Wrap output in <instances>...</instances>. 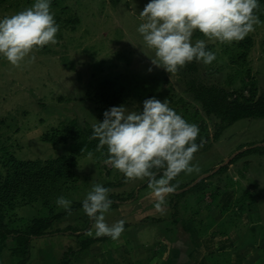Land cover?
I'll list each match as a JSON object with an SVG mask.
<instances>
[{"label": "rangeland", "instance_id": "374dc122", "mask_svg": "<svg viewBox=\"0 0 264 264\" xmlns=\"http://www.w3.org/2000/svg\"><path fill=\"white\" fill-rule=\"evenodd\" d=\"M149 2L51 0V11L59 25L58 42L35 50L31 54L35 56L34 62L29 57L19 68L0 56V173L3 175L11 169L13 161L29 163V167L35 166L37 170L48 164L54 172V177L44 179L41 186H20L17 178L1 188L0 209L7 214L5 222L23 228L36 215L60 212L64 209L56 203L59 197L83 201L95 183L103 186L109 183L105 186L110 189L109 194L123 198L132 191V198L119 202L118 207H111L105 214L109 225L121 219L125 221L124 228L139 221L150 226L157 222V217L151 215L142 219L140 211L130 214L124 205L131 199L136 201L146 190L140 189L146 178L126 182L122 173L105 163L103 155L80 148L72 152L68 146L72 137L67 138V144L53 143L47 138L68 135L71 129L64 127L69 124L79 129L102 122L98 116L111 107L95 104L86 93L95 92L103 80L109 79L115 88L121 86L124 99L120 105L129 110L142 112L143 102L155 97L161 102L166 100L177 114L198 125L196 143L199 145L201 140L204 143L191 163L198 165L199 171L181 172L175 183L185 185L211 174L200 189L189 191L178 201L180 214L186 219L195 213L203 218L198 229L202 230L204 225L214 234L221 228L222 234L228 236L226 244L236 248L225 260L212 259L210 263L239 264L241 257L248 256L253 261L248 263L264 264V154L247 150L264 145V118L239 120L224 129L218 138L213 137L216 119L208 116L187 94L181 80L184 72L171 74L151 64L154 50L147 47L137 31L143 22L139 14ZM258 2L256 15L261 23L239 42L221 44L208 40L199 31L193 33V44L205 40L206 50L214 52L216 59L208 65L190 62L195 67L187 73L189 79L219 85L232 93L231 97L238 93L247 96L251 85L256 94L264 91V0ZM32 3L34 0H0V18L24 10ZM244 43H248L245 48L241 45ZM239 152L242 154L235 156ZM73 153V163L56 166L60 157L66 160ZM222 165L227 166L213 172ZM57 174L62 185L55 180ZM79 222L74 215L64 217L51 228L52 234L32 237L31 256L25 264H56L70 247L77 252L70 254L68 264H95L96 253L105 257L98 264H135L133 258H138L139 251L125 241L127 229L117 240L108 237L96 248L89 246L79 251V235L89 237V229L82 231L83 224ZM8 241L9 246L14 245L12 239ZM256 245L257 252L252 248ZM203 260L204 264L208 262L207 258ZM15 263L8 251L0 255V264Z\"/></svg>", "mask_w": 264, "mask_h": 264}, {"label": "clouds", "instance_id": "9594fccd", "mask_svg": "<svg viewBox=\"0 0 264 264\" xmlns=\"http://www.w3.org/2000/svg\"><path fill=\"white\" fill-rule=\"evenodd\" d=\"M259 7L258 0H150L139 14L143 22L137 31L154 50L151 64L174 74L194 60L208 65L216 59L214 52L206 50L205 40L193 44L194 32L221 44L239 42L261 23L256 15ZM58 31L51 0H34L24 10L0 18V56L17 68L29 57L34 62L31 54L56 44ZM103 116L102 122L92 126L90 139L98 140L96 151L106 148L105 163L122 173L126 182L147 178L156 200L154 206L161 211L165 197L176 190L171 181L181 172L199 171V166L191 163L204 143H196L198 125L177 114L166 100L155 97L143 102L142 112L120 105L106 110ZM109 192V188L93 184L82 208L93 221L96 237L117 240L125 221L106 222L105 214L113 203ZM56 203L71 214L70 200L61 196Z\"/></svg>", "mask_w": 264, "mask_h": 264}, {"label": "trees", "instance_id": "16d2710c", "mask_svg": "<svg viewBox=\"0 0 264 264\" xmlns=\"http://www.w3.org/2000/svg\"><path fill=\"white\" fill-rule=\"evenodd\" d=\"M76 20L73 19V22ZM248 43L241 44L243 48H245ZM194 64L189 63L185 69L179 70V72H184L182 75V81L184 82L187 88V94L194 100L199 103L202 107L203 111L208 114V116H213L216 121L214 123V133L212 134L214 138H218L222 131L234 124L235 122L242 119H262L264 118V91L256 94L255 88L253 85L250 86L249 94L241 95L237 94L234 97H231L232 93H228L226 89L216 84H205L196 79H189L187 77V73L189 70L194 68ZM87 98L92 100L95 104L103 105L106 107L119 106L123 102V95L121 86L119 88H115L114 83L105 79L102 83H100L95 92L91 93V91H87ZM171 108V107H170ZM98 119L103 121L104 116L99 115ZM64 128L71 129L68 135H48V140L53 143L62 142V144H67V138L72 137V142L68 143L69 147H72V152H78V148L84 149V151L94 152L95 154L103 155L104 158L107 157L106 148L100 152L96 151V146L98 144V140L90 139L92 135V126H85L79 129H76L73 124H69ZM199 141V138L196 142ZM249 152L253 150H258L259 153L264 154V145L254 146L252 148L247 149ZM242 153L239 152L235 156H240ZM65 160L64 157H60L58 161L55 162L57 164H71L73 163L72 157H74V153L70 154ZM234 156V157H235ZM52 163V162H51ZM50 163V164H51ZM29 163H21L19 161H13V165L11 169L5 174L0 173V191L2 187L8 186V182L10 183L12 180H16L18 178V182L20 186L22 185H37L41 186L44 179H49L54 177L53 167L48 164L44 166L43 169L37 170L36 167H29ZM227 165H222L218 167L214 173L220 172L226 168ZM17 168V169H16ZM45 172H42V171ZM162 171V170H161ZM42 173H45L44 175ZM213 174V173H212ZM55 180H58L60 177ZM211 174L209 173L207 176L199 178L194 183L190 182L185 185H179L175 183V179L171 181L172 185L176 186V190L178 192H174L168 195V198H165V205L170 210V217H172V221L174 223L180 220V210L178 206L179 198L184 196L189 191L198 190L201 188L202 184L205 181V178L209 177ZM158 178V177H157ZM147 179V178H146ZM3 180V181H2ZM60 185L63 182L58 180ZM109 183H104L106 186ZM119 184H122L119 180ZM148 187V179L141 183L140 189ZM110 193V192H109ZM111 194V193H110ZM109 197L114 199L111 207H118L119 202H124L127 199L133 197L132 191L128 192V194L124 195L123 198L119 194L110 195ZM71 214L64 209L60 212H50L48 216L46 215H36L32 217L29 222L23 228H15L10 226L5 222L6 213L0 209V255L4 253V251H8L11 258L16 259L15 264H25V262L29 259L30 256V241L32 237H40L47 234H52L51 228L55 225L58 220L63 219L64 217H69L71 215L76 216V220L80 221L83 225L81 227L82 231L88 230L92 225L93 221L87 216V214L83 211L82 202L78 200L71 201ZM78 230L74 229L76 232ZM80 230V229H79ZM81 231V232H82ZM80 236V235H79ZM12 239L14 241V245L9 246V241ZM108 238V236L103 237H85L83 240L79 241V251H82L88 248L95 242L104 241ZM243 241V240H242ZM77 252V250L70 247L67 251L63 253V258L56 264H68L70 261V254ZM231 250L227 249V251L221 250L217 252L218 257L211 256L214 262H218L221 259L225 260L226 255L229 257Z\"/></svg>", "mask_w": 264, "mask_h": 264}, {"label": "crops", "instance_id": "0c3cea01", "mask_svg": "<svg viewBox=\"0 0 264 264\" xmlns=\"http://www.w3.org/2000/svg\"><path fill=\"white\" fill-rule=\"evenodd\" d=\"M179 190H175V192H178ZM150 191L151 190L146 187V190L138 195L136 201L131 199L128 203L124 204L127 206V208H129V211L127 212H130V214L140 211L142 219L147 215L157 217L158 219L157 222L155 224H152L151 226L148 223L139 221V223H132L124 228L127 229L126 233L128 237V239H125V241L130 245H135L139 251V254L137 256L138 258H133V263L204 264L203 258H207V261L209 263L207 262L206 264H214L213 262L210 263L211 259H208V257H218L217 252L221 250H223L225 253L227 249L231 251L233 249H236H231L232 245L226 244V238L228 236L222 234V229L220 227V229L214 234H211L210 228L205 229L204 225L202 227V230L198 229V227H201V225L199 224L200 221L203 220V218H200L198 216V213H195V215H189L187 219L184 215L180 214V220L174 223V220L172 221V217H170V210L166 205L163 206L161 211L156 210L154 206L156 200ZM165 198H168V195ZM179 210H181V207L179 208ZM91 228L92 227L89 228L88 232L94 230L93 228V230ZM130 228L133 230V234H131V231L129 230ZM89 237H95V233H93V235ZM78 238L82 239L83 235H80ZM106 240H108V238ZM100 242H95L90 245V247L96 248V246H99ZM169 243L170 245H168ZM241 244L242 240L240 241V245ZM257 246L258 245L252 247L255 252H257ZM111 255L112 252L110 256ZM241 255L242 253H240V257ZM94 257H96L95 259H93L95 261V264H98L101 261L105 260V257L102 253H96ZM248 260L251 261V259H248V256H246V258L244 259L243 257H241L239 264H253L251 263L253 261L248 263ZM131 262L132 261H130L129 258L128 263Z\"/></svg>", "mask_w": 264, "mask_h": 264}, {"label": "water", "instance_id": "95a60500", "mask_svg": "<svg viewBox=\"0 0 264 264\" xmlns=\"http://www.w3.org/2000/svg\"><path fill=\"white\" fill-rule=\"evenodd\" d=\"M215 170H216V169H215ZM215 170H213V172H214ZM201 178H202V177H201ZM198 179H199V178H198ZM198 179H196V180H198ZM196 180H195V181H196ZM195 181H194V182H195ZM194 182H192V183H194Z\"/></svg>", "mask_w": 264, "mask_h": 264}]
</instances>
